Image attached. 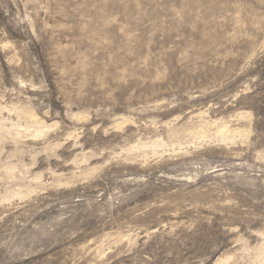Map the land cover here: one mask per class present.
<instances>
[{"label": "rangeland", "instance_id": "rangeland-1", "mask_svg": "<svg viewBox=\"0 0 264 264\" xmlns=\"http://www.w3.org/2000/svg\"><path fill=\"white\" fill-rule=\"evenodd\" d=\"M0 129V264H264V0H0Z\"/></svg>", "mask_w": 264, "mask_h": 264}, {"label": "bare ground", "instance_id": "bare-ground-1", "mask_svg": "<svg viewBox=\"0 0 264 264\" xmlns=\"http://www.w3.org/2000/svg\"><path fill=\"white\" fill-rule=\"evenodd\" d=\"M27 117H29L28 119L32 120L33 122H35V121L38 120L37 117H36V115L33 114V113H29ZM39 120H40V119H39ZM202 123H203V122H202ZM205 123H207V122H205ZM205 123H204V124H205ZM32 125H33V124H32ZM36 125H37V124H36ZM221 125H222V124H221ZM15 126H16V125H15ZM25 127H26V126H25ZM204 128H205V127H204ZM226 128H227V127H226ZM33 129H34V128H33ZM167 129H168V128H167ZM206 129H207V128H206ZM217 129H218V128H217ZM0 130H1V129H0ZM200 130H201V129H200ZM203 130H204V129H203ZM208 130H209V129H208ZM227 130H228V129H227ZM36 131H37V130H36ZM42 132H43V131H42ZM196 132H197V131H196ZM219 132H220V130H219ZM219 132H218V133H219ZM40 134H41V131H40ZM42 134H43V133H42ZM223 134H224V133H222V136H224ZM228 134H229V133H228ZM220 135H221V134H220ZM222 136H221V137H222ZM148 141H149V140H148ZM157 144H158V143L155 142V144L153 143L152 145L156 146ZM150 145H151V144H150ZM166 145H167V144H166ZM172 145H173V144H172ZM157 146H158V145H157ZM154 148H155V147H154ZM134 150H135V149H134ZM262 245H264V244H262ZM261 247H263V249H264V246H261ZM219 261H220V260L217 261V264H218Z\"/></svg>", "mask_w": 264, "mask_h": 264}]
</instances>
